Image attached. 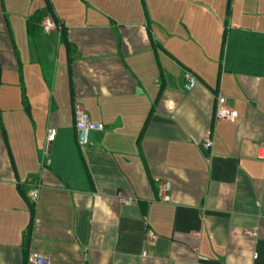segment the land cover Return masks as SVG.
I'll list each match as a JSON object with an SVG mask.
<instances>
[{
	"label": "crops",
	"instance_id": "crops-1",
	"mask_svg": "<svg viewBox=\"0 0 264 264\" xmlns=\"http://www.w3.org/2000/svg\"><path fill=\"white\" fill-rule=\"evenodd\" d=\"M33 1L0 0V264H264V2Z\"/></svg>",
	"mask_w": 264,
	"mask_h": 264
},
{
	"label": "built area",
	"instance_id": "built-area-1",
	"mask_svg": "<svg viewBox=\"0 0 264 264\" xmlns=\"http://www.w3.org/2000/svg\"><path fill=\"white\" fill-rule=\"evenodd\" d=\"M43 27L46 32L55 29L57 27L55 19L53 17L48 18L44 22ZM197 84L198 79L195 75H185L184 89L187 92L193 91ZM216 117L218 119L236 120L238 118V114L235 110L227 107V99L225 97H219L216 106ZM75 127L77 132V142L79 147L82 149L89 144L90 134L92 132L104 129V126L101 123L92 121L89 115L80 106L75 109ZM56 136L57 130L55 128H49L46 137L45 155H48ZM211 145L212 140L211 138L207 137L204 141V147L209 148ZM170 190V182L162 183L159 188V198L163 201H170ZM29 196L32 201H37L39 198V189H35L30 192ZM27 264H52V261L50 256L32 251L29 254Z\"/></svg>",
	"mask_w": 264,
	"mask_h": 264
},
{
	"label": "trees",
	"instance_id": "trees-1",
	"mask_svg": "<svg viewBox=\"0 0 264 264\" xmlns=\"http://www.w3.org/2000/svg\"><path fill=\"white\" fill-rule=\"evenodd\" d=\"M49 6H50V10H51L52 14H54L53 8H52L50 3H49ZM53 18L55 19V22H56L58 28L61 29L62 40L68 45L69 52H71L73 50V48H72L71 43H69V40H68V37H67V27L63 23L61 24L58 21V19H56L55 17H53ZM40 22H41V17H40V13L39 12H36L32 16H30L29 20H28V25H29L30 32L32 31V29L34 30L38 26H40ZM29 232H30L29 230L26 231V233H25L26 236L29 235ZM28 244H29V239H26L25 245L27 246Z\"/></svg>",
	"mask_w": 264,
	"mask_h": 264
},
{
	"label": "rangeland",
	"instance_id": "rangeland-1",
	"mask_svg": "<svg viewBox=\"0 0 264 264\" xmlns=\"http://www.w3.org/2000/svg\"><path fill=\"white\" fill-rule=\"evenodd\" d=\"M39 1L40 0H34L33 2L35 3V5L37 6L38 5V3H39ZM227 1V3H228V1L229 0H226ZM253 1H258V2H264V0H253ZM43 2L45 3V1L43 0Z\"/></svg>",
	"mask_w": 264,
	"mask_h": 264
}]
</instances>
